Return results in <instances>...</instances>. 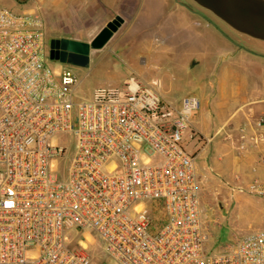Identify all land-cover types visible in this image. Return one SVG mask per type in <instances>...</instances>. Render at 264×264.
I'll list each match as a JSON object with an SVG mask.
<instances>
[{"label":"built area","instance_id":"obj_1","mask_svg":"<svg viewBox=\"0 0 264 264\" xmlns=\"http://www.w3.org/2000/svg\"><path fill=\"white\" fill-rule=\"evenodd\" d=\"M47 57L39 14L0 5V264H264V227L206 245L196 95L130 74L78 98L77 74ZM261 141L264 117L236 148ZM236 188L264 198L259 177Z\"/></svg>","mask_w":264,"mask_h":264},{"label":"crops","instance_id":"obj_2","mask_svg":"<svg viewBox=\"0 0 264 264\" xmlns=\"http://www.w3.org/2000/svg\"><path fill=\"white\" fill-rule=\"evenodd\" d=\"M15 1L18 2L14 6L16 10L34 11L27 7L26 0ZM39 1L44 8L42 16L38 13L44 32L47 26L58 33L53 37L89 42L109 21L117 16L121 18L111 35L110 39L116 36L113 42L109 46L91 48L89 59L117 50L131 57L138 68L144 67L149 72L200 71L203 75L199 77L210 83L211 97L231 103L228 115L219 114L217 131H224L229 125L238 136L241 127L251 133L260 125L264 117V52L252 44L222 34L209 19L191 16L189 12L183 14L181 11H189L184 4L178 5L176 0ZM175 9L179 13H174ZM49 63L54 65L59 61ZM70 67L77 74L74 66ZM145 72L139 70L136 73L141 81L149 78ZM128 77L115 86L125 83ZM161 82V93L167 97L162 79ZM211 137H207L206 142L201 136V141L193 144L191 152L195 153L198 177L218 175L231 182L253 177L264 180V141L250 143L247 152L240 154L237 143L231 148L227 139L222 137L218 156L199 161L198 153Z\"/></svg>","mask_w":264,"mask_h":264},{"label":"rangeland","instance_id":"obj_3","mask_svg":"<svg viewBox=\"0 0 264 264\" xmlns=\"http://www.w3.org/2000/svg\"><path fill=\"white\" fill-rule=\"evenodd\" d=\"M178 1L186 5V8L189 9V11H181L183 14H188L187 12H189L191 16L198 17L199 15L200 17L209 19L216 30L222 34L244 43L252 44L264 52V47L259 42L235 31L221 19L208 10L198 6L192 0ZM180 2L176 1L178 5H180ZM16 3L18 2L15 0H0V5L9 6L13 9H15L14 6ZM26 3L29 9H33L42 16L44 8L41 6L42 3L39 0H26ZM174 13L179 12L175 9ZM50 18L53 19L52 13ZM44 34L46 53L48 55L47 41L50 37L58 33L49 30L46 26ZM115 37L113 39H110V37L105 42L106 46H109ZM47 60L49 62L53 61L48 57ZM138 67L131 57L124 56L120 51L112 50L100 53L96 58L89 59L87 66L73 67L78 76L75 95L78 98H89L94 90L99 87L115 86L130 74L136 75L139 70L145 72L146 68ZM199 67L197 68L199 69ZM180 70H174V72H164L163 70L149 72L146 69L145 74L149 78L143 81L152 83L161 77L162 81H164L163 88L167 90L166 96L168 99H175L176 97L187 94H195L199 97L200 105L198 108L192 110L191 125L186 132L187 138L192 133L193 138L191 142L187 143L186 147L192 151L193 144L197 143L198 140L201 141V136L203 137L202 139L212 136L211 141L201 148L197 159L199 161H206L213 157L216 158L222 137L227 139L231 148L238 142L239 134L236 136L235 129L232 126L226 125L224 131H217V126L220 123L219 114L222 116L228 115L231 111V103L228 101L223 102L219 97H211L212 88L209 87L210 83L202 77H199V75H203L200 71ZM226 132L228 135H226ZM232 150L236 152V149ZM244 152L247 151H239L240 154ZM240 181L244 182L245 180ZM238 182H231L218 175L198 177L201 218L208 235L206 245L212 251L225 249L234 238L251 228L264 227V198L239 191L236 188Z\"/></svg>","mask_w":264,"mask_h":264},{"label":"water","instance_id":"obj_4","mask_svg":"<svg viewBox=\"0 0 264 264\" xmlns=\"http://www.w3.org/2000/svg\"><path fill=\"white\" fill-rule=\"evenodd\" d=\"M192 1L235 31L256 40L264 47V0ZM120 22L121 18L115 17L89 42L67 37L51 38L49 59L58 60L70 66H87L90 49L102 47Z\"/></svg>","mask_w":264,"mask_h":264},{"label":"flooded vegetation","instance_id":"obj_5","mask_svg":"<svg viewBox=\"0 0 264 264\" xmlns=\"http://www.w3.org/2000/svg\"><path fill=\"white\" fill-rule=\"evenodd\" d=\"M51 38H58V37H50L48 39V41H47V44H48V55L47 56H48V58H49V53H50V50H51L50 47H49V41H50ZM56 61H58V60H56Z\"/></svg>","mask_w":264,"mask_h":264}]
</instances>
